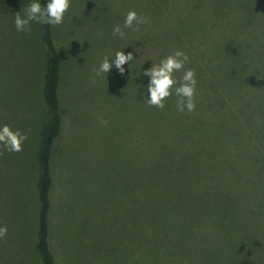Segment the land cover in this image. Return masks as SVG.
Listing matches in <instances>:
<instances>
[{
    "label": "trees",
    "instance_id": "trees-1",
    "mask_svg": "<svg viewBox=\"0 0 264 264\" xmlns=\"http://www.w3.org/2000/svg\"><path fill=\"white\" fill-rule=\"evenodd\" d=\"M40 2L46 5L47 0ZM101 8L104 12L110 11L113 28L123 25L129 10L150 18L147 25H141L140 31L125 29V38L115 36L120 45L114 52H133L135 59L144 61L141 64L145 68L178 49L169 44H197L210 53L208 44H249L251 51L259 53L260 46L254 44H264V0H104ZM19 11V8L13 10L14 13ZM67 16L65 14L63 24L57 27L37 24L33 34L34 48H39L44 61L39 79L45 113L35 132L34 249L40 264H56L50 245V222L54 211L53 192L58 181L61 191L54 199L60 202L59 221L66 222L70 217V209L65 205L69 174L63 169L61 179L57 181L55 177L57 156L63 159V150L58 148L66 123L74 131L78 128L73 113L66 108L70 105L71 86L67 72L68 44H71ZM20 35L24 40L27 37L26 32ZM61 42L64 46L60 49ZM236 48L234 53L239 65L247 66ZM261 55L264 57V53ZM205 58L206 55L199 62L185 65V69L199 70L194 112L177 111V97L173 95L169 98L172 108L165 121L156 110L143 115L147 123L140 125L147 131L150 154L147 172H140L145 179L133 180V185L127 181L128 163L135 149L132 137L141 134L135 129V120L142 115L136 116L129 109L120 114L117 99L146 94L149 78H134L120 89V79L114 78L116 123L114 160H110V165L114 162L117 167L119 162L114 203L124 200V188L128 184L126 193L132 194L131 200H144L153 206L155 211H151L148 220L155 225L156 232L151 235L161 245L165 244L166 251L172 249L173 240L177 242V250L170 254L177 257L179 264H195L196 261L199 264V258L204 255L209 258L214 255L220 264L226 259L234 264H264V67L259 66L261 75L237 76V71L231 68L226 76H213L210 73L216 71L208 69L216 60L226 58ZM176 75L179 78L183 73ZM31 77L33 80V70ZM204 106L212 112L211 129L204 127L201 119ZM175 118H182V124L172 122ZM78 206L82 208V203ZM167 214L171 219L165 224ZM203 239L209 241L206 246L200 243Z\"/></svg>",
    "mask_w": 264,
    "mask_h": 264
},
{
    "label": "rangeland",
    "instance_id": "rangeland-1",
    "mask_svg": "<svg viewBox=\"0 0 264 264\" xmlns=\"http://www.w3.org/2000/svg\"><path fill=\"white\" fill-rule=\"evenodd\" d=\"M31 2L32 0H0V126L9 124L14 129L31 130L22 152L9 154L0 146V152L3 153L0 155V226L6 225L8 229L6 237L0 239V264H40L34 249L37 214L35 132H38L45 113L39 79L44 61L39 48H34L36 44L33 36L37 24H32V30L30 33L26 32L27 39L24 40L15 29L13 12L19 8L23 15L24 8ZM103 2L104 0H71V7L66 13L69 16L66 17V27L71 33L67 71L71 84L70 105L66 108L73 113L78 128L74 131L66 123L64 137L58 148L59 151L61 148L63 150V159L59 160L60 155L57 156L55 177L57 181L60 180L64 175L63 169L69 174L70 184L67 186L69 191L65 205L70 209V217L66 222L59 221L57 207L60 202L54 199L61 191V182L58 181L53 192L51 250L56 264H179L177 257L170 254L177 250V242L173 240L172 249L166 251L165 244L161 245L151 235L156 232L155 225L148 220L151 211H155L153 206L150 207L144 200H131L132 194L126 193L127 183L124 185V200L114 203V184H119L115 174L119 162L117 167H114V162L110 165V160H114L116 123L114 96L117 95H114V78L120 79V89L134 78H148L142 73L152 64L145 68L141 64L143 60L135 59L131 62L130 69L127 64L124 66L126 71L123 75L113 67L109 75L96 76L94 69L99 67L105 56L113 57L114 50L120 45L117 44V37L110 33L113 30V20L110 11L102 10ZM169 45L184 51L189 57V63L199 62L205 55V59L226 58L216 60L208 69L216 71L215 74L210 73L213 76H226L231 68L237 71V76L246 73L261 75L259 66L264 67V57L261 55L264 53V44H254L260 46V53L251 51L249 44H208L211 53L207 48H198L197 44ZM62 46V42L58 44L60 49ZM160 46L163 48V44ZM235 48L247 66L239 65ZM216 63L219 65L215 66ZM195 72L196 76L199 75L198 69ZM133 82L137 84V81ZM146 98L147 93H138L117 99L120 114H125L126 109H129L136 116L142 115L135 120V129L138 134L141 131V134L139 137L135 134L132 137L135 149L128 163L127 181L132 185L133 180L145 179L140 172H147L150 154L146 141L147 131L141 126L147 123L143 121V115L156 110L165 121L172 108L168 99L163 110L150 109L145 103ZM208 108L204 106L201 109V113L204 111V118L200 115L204 127L211 129L209 116L212 120V112ZM71 115L68 116L69 120ZM102 120L108 121V124L103 125ZM172 122L181 125L182 118H175ZM129 144L130 141L128 148ZM78 203H82V208ZM170 219L171 215L167 214L165 224L170 223ZM200 241L204 246L209 243L204 239ZM206 256L199 258V264H213V260L214 264H220L214 255L213 259ZM224 264L234 262L228 263L226 259Z\"/></svg>",
    "mask_w": 264,
    "mask_h": 264
},
{
    "label": "clouds",
    "instance_id": "clouds-1",
    "mask_svg": "<svg viewBox=\"0 0 264 264\" xmlns=\"http://www.w3.org/2000/svg\"><path fill=\"white\" fill-rule=\"evenodd\" d=\"M71 7V0H47L46 5H42L40 0H32L24 10L14 14V26L17 32L30 33L32 24H43L57 27L64 22L65 14ZM149 17L140 15L135 10H129L125 16L123 25L117 24L112 35L121 39L127 35L125 29L132 31H140L141 25L149 23ZM136 52H138L135 49ZM135 60L133 52L125 54L123 50L116 51L114 56L109 58L105 56L99 67L94 69L96 76H102L111 72L112 68L123 75L126 71L127 64L130 69L131 62ZM189 62L188 55L182 50H176L173 54L160 60L159 63H153L150 68L143 71V76L149 78L146 86L147 98L145 103L149 107L163 110L166 107V101L175 95L176 108L179 112L192 113L196 110V90L197 79L194 69H185V65ZM182 72L183 75L177 78V73ZM103 125H107L108 121L102 120ZM30 129L22 131L14 129L9 124L0 126V146L9 152H22L23 145L28 140ZM3 153L0 152V155ZM7 226H0V239L7 235Z\"/></svg>",
    "mask_w": 264,
    "mask_h": 264
}]
</instances>
